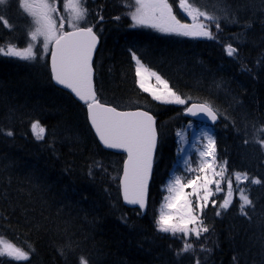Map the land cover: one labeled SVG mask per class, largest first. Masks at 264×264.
I'll return each mask as SVG.
<instances>
[{
  "label": "trees",
  "instance_id": "trees-1",
  "mask_svg": "<svg viewBox=\"0 0 264 264\" xmlns=\"http://www.w3.org/2000/svg\"><path fill=\"white\" fill-rule=\"evenodd\" d=\"M115 4L89 1L92 19L87 20V26L96 27L103 38L96 62L100 99L120 106L138 95V102L144 103L134 85L129 59V48L143 50L150 62H157L166 70L178 91L230 111L237 130L225 126L219 155L228 160L230 174L247 172L250 178L264 181V151L251 142L256 139L255 130L264 126V60L257 66L259 57L264 58V0H202L194 5L227 9L215 14H226L229 20L237 18L236 24L221 19L220 31L223 38L231 30L243 32L234 42L237 59L228 56L226 50L218 51L216 45H208L205 50L201 41L183 42L146 30H128L126 9L119 10ZM54 7L56 14L60 12L59 18L64 17L66 30L69 26L62 14L63 0ZM7 33L0 26V45L11 43L23 48L29 41L19 32ZM220 36L216 37L223 40ZM245 53L249 59L243 61ZM204 56L210 59L203 60ZM219 57L224 60L223 66ZM236 61H241L238 69L247 71L242 74L250 86L242 80L240 86L229 84V67ZM156 109L159 121L169 122L160 128L164 142L156 170L162 167L163 173L154 172L148 211L142 215L139 210L126 207L120 197L124 156L105 150L98 143L85 106L54 85L47 56L40 53L36 61L30 62L0 55V238L26 249L16 237L19 236L34 247L30 261L7 257H0V261L80 264L75 258L70 261V255L75 253L84 254L89 264H195L196 259L201 264H264V183H245L246 194L253 201L245 208L246 216L240 213L239 196L220 216L216 215L218 205H209L202 217L210 231L198 241L190 240L193 250L189 253L176 255L183 246L182 234L157 231L158 205L165 192L159 186L168 175L165 166L179 157L174 141L181 108L161 105ZM37 120L46 130L43 139H37L31 129ZM8 131L13 136L3 134ZM245 140L250 142L245 144ZM59 152L61 155H57ZM108 162H113L111 168L103 169ZM10 182L17 187L10 188ZM22 194L29 198L20 200ZM83 198L90 199L87 205L79 204ZM73 209H82L84 214L76 215ZM131 213L141 215L130 222Z\"/></svg>",
  "mask_w": 264,
  "mask_h": 264
},
{
  "label": "snow or ice",
  "instance_id": "snow-or-ice-1",
  "mask_svg": "<svg viewBox=\"0 0 264 264\" xmlns=\"http://www.w3.org/2000/svg\"><path fill=\"white\" fill-rule=\"evenodd\" d=\"M10 2L11 0H0V6ZM16 2L22 13L31 16L34 21L33 30L30 31V41L24 48H19L11 43L6 46L0 45V55L31 62L37 60L38 51L41 55L50 52L53 79L57 84L71 89L80 101L86 103L91 125L95 128L100 141L107 148L124 149L127 152L122 180L124 200L128 204L138 205L141 210L145 209L148 181L157 143L155 118L149 112L117 111L115 107L106 106L97 98L93 87L92 57L98 38L93 31L94 26H79V22L86 21L88 15V9L83 7L86 0H83V3L82 0H70V3L65 5L66 9L71 12L68 23L73 29L72 31H64V17L59 18L60 23L57 27L56 20L52 18L57 9L47 0H16ZM134 3L135 11L130 13L134 25L149 26L164 33L215 39L210 26L214 25L216 32L219 33L221 19L230 24L238 23L236 19L229 20L226 14L223 16L209 14L207 11H202L200 7L194 6L202 3V0H180L179 8L183 10L182 14H187L185 18L191 17V23H181L173 14L172 5L168 3V0H134ZM127 6L128 4L125 2V7ZM204 7L207 5L205 4ZM115 19L118 20L119 17ZM99 20L102 21L103 16H100ZM0 26L9 30L13 28V25L3 14H0ZM38 38H42V48L37 47ZM50 45L53 47L50 48ZM226 53L228 56L234 57L238 54V49L229 44L226 47ZM132 55L137 65L135 71L139 87L144 92L150 93L153 99L165 104L186 105L185 111L193 116L203 113L213 123L217 120L218 110L214 109L210 103H193L191 106H187L188 100L173 91L167 80L148 69L135 53ZM152 77L155 78V86L148 83ZM31 129L37 139L44 138L46 130L38 120L32 122ZM3 134L9 137L13 136L12 131ZM255 136L256 139L251 142L257 144L264 151V138H261L264 136V126L255 130ZM177 137L178 144L181 141L187 143L186 134L182 135L180 130L177 131ZM201 138L207 143L202 146V150L199 152L201 159L199 167L193 169L187 164L185 165V172L196 173L195 178L189 179L185 185L181 182L183 179L181 176L170 175L165 186L168 195L164 197L165 202L162 204L156 220L158 232L171 233L173 236L182 234L183 246L176 253L178 257L193 250L191 239L194 238L198 241L204 233L210 231L202 216L210 198L223 191L222 183L227 185V195L218 207H216V201L211 200L212 205L216 207L217 216H220L222 211L226 212L232 205L233 177L236 185L235 190L241 201L240 213L245 216L247 215L246 206H251L253 201L246 194L247 190L240 185L244 182H248L249 185L264 183L260 178H250L247 172L228 174L227 161L223 164L217 162L213 135L202 132ZM249 142L245 140V144ZM182 151L183 149L178 147L177 154L179 155ZM91 174L90 170L89 175ZM212 185L215 186V192L212 190ZM186 187H191L190 193L185 192ZM32 251V249L25 251L0 238V257H7L13 261H30ZM80 264H89V259L80 257ZM195 264H201V261L196 259Z\"/></svg>",
  "mask_w": 264,
  "mask_h": 264
},
{
  "label": "rangeland",
  "instance_id": "rangeland-1",
  "mask_svg": "<svg viewBox=\"0 0 264 264\" xmlns=\"http://www.w3.org/2000/svg\"><path fill=\"white\" fill-rule=\"evenodd\" d=\"M47 2L50 4V5H54L53 3V0H47ZM68 3H70V0H66V1H63V4H64V16L69 20L70 17H71V12L70 10L66 9L65 5H67ZM30 17V22L28 24V29H27V35H28V38H29V41H30V31L33 30V27H34V21L33 19ZM81 23L79 22V25ZM40 39L42 38H38V40L36 41V44L39 43ZM142 62V61H141ZM143 63V62H142ZM144 64V63H143ZM145 65V64H144ZM137 66V65H136ZM148 69H150L151 71L153 72H156L154 71L152 68H150L149 66H146ZM157 73V72H156ZM161 77L162 75L160 73H158ZM163 78V77H162ZM164 79V78H163ZM148 83L152 86H155L156 85V81H155V78L152 77ZM236 83L240 86L241 85V81L239 78L236 79ZM136 84L139 85L138 83V77H137V80H136ZM137 98H138V95H137ZM190 98V97H188ZM187 98V99H188ZM192 99V98H191ZM190 99V100H191ZM189 100V99H188ZM128 101V100H127ZM189 124H191V127H189ZM180 130L182 132V135L186 134L187 136V143H183L182 141L178 144V137H177V131ZM202 132H208L210 134L213 135V129L209 130L207 129L205 126H202V125H198V124H193L192 121L190 122H186V120H182L181 121V125L180 127L176 130V136H175V141L174 143L177 144V149L178 147L179 148H182L183 151L180 153L179 155V158L178 160L175 159L174 161H171V163H168L166 166H165V169H169L170 171H173V174L175 175H179L183 178V168H185V165L187 164L188 167L190 168H193V169H196L199 167L200 163H201V159L199 157V152L202 150V146L204 144L207 143L206 140L202 139L201 138V133ZM192 155H194V159L196 160V164L195 162L192 164L191 162V157ZM215 155H216V151H215ZM219 164H223V162H219ZM107 170V169H106ZM183 170V171H182ZM182 171V172H181ZM161 174H162V171H161ZM209 175H211L209 173ZM187 175H185L186 177ZM195 178V177H194ZM190 178H187L186 177V181L184 182L185 184L187 183V181L189 180ZM183 180V179H182ZM182 182V181H181ZM223 184V187H224V190L227 189V185L226 183H222ZM187 185V184H186ZM212 190L213 192H215V186L212 185ZM191 188V187H190ZM186 191V189H185ZM189 193L191 192V189L188 191ZM203 194V193H202ZM217 194L219 193H216L214 196L216 197ZM168 193H166L165 196H167ZM164 196V197H165ZM234 194H233V198H234ZM212 198V197H211ZM210 198V200H211ZM164 198H163V202L162 204L164 203ZM162 204L161 206L159 207V213H160V210H161V207H162ZM132 215H136V213H131ZM136 219L134 218H129L128 221H134ZM77 255V254H75Z\"/></svg>",
  "mask_w": 264,
  "mask_h": 264
},
{
  "label": "bare ground",
  "instance_id": "bare-ground-1",
  "mask_svg": "<svg viewBox=\"0 0 264 264\" xmlns=\"http://www.w3.org/2000/svg\"><path fill=\"white\" fill-rule=\"evenodd\" d=\"M237 19V18H236ZM153 45V44H152ZM155 45V44H154ZM157 45V44H156ZM205 50H207L206 48H204ZM264 52V51H263ZM151 56V55H150ZM262 56V55H261ZM235 57V56H234ZM151 58V57H150ZM152 59V58H151ZM204 59H210V57H207V56H204L203 57V60ZM219 59H220V66H223V64H224V60L221 58V57H219ZM249 59V56H248V54L247 53H245L244 54V58H243V61H246V60H248ZM241 61H239V63H237V61H236V63H235V65H231L230 64V67H229V71H230V78H229V80L230 81H228L229 82V84H231V85H238L237 83H236V79L237 78H239L240 79V81L242 80V83L245 85V86H250L251 84L249 83L248 84V80L246 81L245 80V78H244V75L241 73V71H240V69H238L239 68V66L241 65V63H240ZM165 65V64H164ZM167 65V64H166ZM242 70H243V68H242ZM247 72V71H246ZM245 72V73H246ZM257 73V72H256ZM264 73V72H263ZM246 74H248V73H246ZM250 74V73H249ZM258 77V76H257ZM250 79V78H249ZM262 79V78H261ZM253 81V80H252ZM206 82V81H205ZM202 83V82H201ZM204 83V82H203ZM194 85V84H193ZM196 85V84H195ZM196 86H198V85H196ZM202 92V91H201ZM190 94V93H189ZM192 95H194V93L192 94ZM199 95H201V94H199ZM194 97V96H193ZM196 98H198V97H196ZM161 113V112H160ZM162 114V113H161ZM161 128L162 129H164V127L163 126H161ZM164 132H165V130H164ZM166 134V133H165ZM64 148V147H63ZM63 152V151H62ZM62 152H59L57 155H61V153ZM228 152H229V150H228ZM180 155V154H179ZM229 155V154H228ZM166 157L168 158L169 157V155H167V156H165V159H166ZM179 158V157H178ZM178 158H177V160H178ZM191 162H192V164L195 162V164H196V160L194 159V157H191ZM169 163H171V162H169ZM113 164V162H108L105 166H103V169H104V167L105 168H111V165ZM258 165V164H257ZM157 166V165H156ZM156 166H155V168H154V172L155 171H157L158 172V174H161V171H162V173H163V170H162V167H160V169H158V170H156ZM106 170V169H105ZM96 172H99V171H96ZM96 172H95V174H96ZM94 174V175H95ZM8 186L10 187V188H12V189H14V188H16L17 187V185H15V184H13L12 182H10L9 184H8ZM21 192L23 191V190H20ZM32 192H34V191H32ZM50 195L51 196H53V193L51 192L50 193ZM86 196V195H85ZM164 196L165 195H162V197H160V202L162 203L163 202V198H164ZM120 197H121V200H122V202H123V204L126 206V207H131V208H133V209H136V210H139V212L143 215V212L141 211V209L139 208V206L138 205H129V204H127L126 202H125V200H124V198H123V196H122V193H121V191H120ZM155 198H156V200H158V194L156 193L155 194V196H154ZM20 200H22V199H28L29 198V196H27V195H25V194H22V197H18ZM114 198V197H113ZM25 199V200H26ZM89 200L90 199H88V198H83V199H81L80 200V203L79 204H81V205H87L88 204V202H89ZM111 200V199H110ZM114 202L116 201L115 200V198H114V200H113ZM72 212L74 213V214H76V215H81V214H84L83 213V210L81 209V210H75V209H73L72 210ZM129 213V212H128ZM139 216L141 215V214H139V213H137ZM138 215H132V214H130V218H134V219H137L139 216ZM99 220V219H98ZM127 226H130V225H127ZM142 233H143V231H141ZM18 239H20V241L23 243V245H24V247L26 248V249H24L22 246H18V247H20V248H22L23 250H25V251H29L30 249H32L33 251L31 252V256L32 255H34V247H33V245L31 244V242L30 241H28L26 238H22V237H20L19 238V236H16ZM11 243H13V244H15L14 242H11ZM136 244H138V242H135ZM37 244V243H36ZM16 245V244H15ZM143 245V244H142ZM17 246V245H16ZM37 246V245H36ZM144 247V246H143ZM36 250V249H35ZM52 254V253H51ZM46 256V255H45ZM72 257V258H71ZM80 257H86L84 254H77V255H75V253L74 254H72V255H70V261L73 259V258H75V260L76 261H79L80 260ZM220 261V260H219ZM218 261V259H217V262H219ZM0 264H6V263H2L1 261H0ZM42 264V263H41Z\"/></svg>",
  "mask_w": 264,
  "mask_h": 264
},
{
  "label": "water",
  "instance_id": "water-1",
  "mask_svg": "<svg viewBox=\"0 0 264 264\" xmlns=\"http://www.w3.org/2000/svg\"><path fill=\"white\" fill-rule=\"evenodd\" d=\"M72 31V30H71ZM97 35V34H96ZM97 38H98V42H97V45H96V48H95V50H94V52H93V57H92V67H93V60H94V57H95V54H96V51H97V49H98V47H99V45H100V38H99V36L97 35ZM52 47H53V45H52ZM49 62H50V68H51V54H50V57H49ZM51 72H52V70H51ZM52 77H53V74H52ZM53 81H54V83L57 85V86H59V87H61V88H64V89H67V90H69V91H71V89H68V88H66L65 86H63V85H59V84H57L56 83V81L53 79ZM93 87H94V90H95V82H94V67H93ZM96 91V90H95ZM72 92V91H71ZM73 93V92H72ZM73 95L75 96V94L73 93ZM97 95V94H96ZM76 97V96H75ZM76 98H78V97H76ZM79 99V98H78ZM82 103H85V102H83V101H81ZM107 106V105H106ZM109 107H111V106H109ZM117 111H119V110H117ZM120 112H126V111H120ZM88 118H89V116H88ZM89 121H90V118H89ZM90 123H91V121H90ZM93 127V126H92ZM93 129H94V131H95V128L93 127ZM96 133V132H95ZM97 135V134H96ZM97 137H98V139H99V136L97 135ZM99 141H100V139H99ZM101 142V144L104 146V147H106L104 144H103V142L102 141H100ZM107 148V147H106ZM108 149H111V148H108ZM112 150H116V151H119V152H126L124 149H112ZM127 153V152H126ZM153 158H154V155H153ZM151 176V175H150ZM122 180H123V177H122V179H121V184H122ZM149 180H150V177H149ZM148 185H149V181H148ZM121 193H122V196H123V184L121 185ZM147 197H148V188H147ZM123 198H124V196H123ZM126 202V201H125ZM127 203V202H126ZM128 204V203H127ZM129 205H131V204H129ZM146 205H147V203H146ZM146 208V207H145ZM142 211H145V209H143Z\"/></svg>",
  "mask_w": 264,
  "mask_h": 264
}]
</instances>
